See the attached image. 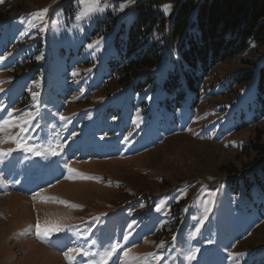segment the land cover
<instances>
[{"label": "rangeland", "instance_id": "rangeland-1", "mask_svg": "<svg viewBox=\"0 0 264 264\" xmlns=\"http://www.w3.org/2000/svg\"><path fill=\"white\" fill-rule=\"evenodd\" d=\"M175 1L156 5L166 25ZM136 2L109 0L103 14L79 22L76 0L0 3V121L30 120L22 124L29 129L22 135L55 165V176L45 174L47 185L29 193L14 190L10 180L18 186L50 164L40 160L37 170L23 149L0 160V264H69L68 249L95 252L113 242L120 247L108 264H264V224H256L257 210L246 208L240 197L232 200L222 184V170L246 163L237 145L256 139L264 146V124L256 129L249 124L248 104L240 97L246 87L204 106L202 116L208 118L210 107L243 99L209 120L199 119L192 131L171 127L172 119L156 110L159 104L151 95L143 102L157 116L145 118L135 93L109 76L105 66L113 34L98 23L112 13L127 29ZM121 4L127 5L122 12ZM44 8L45 20L30 28L31 14ZM44 25L47 30L39 31ZM259 50V55L250 50L229 59L211 76L221 80L251 69L245 62L264 58V47ZM242 122L247 124L237 131ZM18 132L6 129L0 138ZM94 148L96 155L88 157ZM38 221L63 230L38 237ZM88 259L80 255L73 264Z\"/></svg>", "mask_w": 264, "mask_h": 264}, {"label": "trees", "instance_id": "trees-1", "mask_svg": "<svg viewBox=\"0 0 264 264\" xmlns=\"http://www.w3.org/2000/svg\"><path fill=\"white\" fill-rule=\"evenodd\" d=\"M159 1L137 0L134 19L127 29L112 13L98 21L113 34L112 55L105 66L109 76L118 86L126 85L135 93L138 106L143 107L142 115L157 116L151 115L148 104L143 102L151 95L159 104L156 110L172 119L171 127L185 125L181 132L192 131L190 126L199 124V119L209 120L212 114H222L227 107H233H210L207 118L202 116L204 106L239 93L238 88L244 86L240 97L248 104L249 124L255 129L264 124V58L245 62L251 69L221 80L211 76L217 66L237 55L250 50L259 55V49L264 47V0H177L167 25L156 8ZM95 33L96 30L92 34ZM205 97L211 99L206 102ZM246 124L240 123L236 130ZM257 142L255 139L237 145L246 163L239 169L230 166L222 170L226 176L221 181L232 200L240 197L246 208L257 210L253 217L262 225L264 146Z\"/></svg>", "mask_w": 264, "mask_h": 264}, {"label": "snow or ice", "instance_id": "snow-or-ice-1", "mask_svg": "<svg viewBox=\"0 0 264 264\" xmlns=\"http://www.w3.org/2000/svg\"><path fill=\"white\" fill-rule=\"evenodd\" d=\"M3 0H0V3H2ZM79 10L76 12V21L79 22L81 20L90 21L95 16H99L103 14L106 9L110 7L109 0H103V3L101 0H76ZM126 4H121L119 11H124V8L126 7ZM170 6L165 7V12L167 13L168 8ZM48 8H44L41 11L37 13L31 14L32 17H34V20L29 21V27H36L35 21L43 22L45 20V17L47 16ZM59 16V14H57ZM52 25H55V21L51 22ZM79 25H74V27H78ZM47 25H44L39 28V31H46ZM83 31V29H80ZM100 41H97L96 44H99ZM89 48H92L93 45H89ZM97 50H99L97 48ZM39 59V58H38ZM75 74V73H74ZM38 93H33V96H37ZM9 117H11V113H9ZM61 119H64L63 116H61ZM30 120H24L22 122L16 121L13 119H5L0 121V133L4 132L6 129H11L13 127L19 128V132L15 135H8L7 137L0 138V144L4 143H13L16 145V149L9 148L7 150H4L0 148V160H2L4 157L10 155L13 151L17 149H23L28 152H33L36 155H40L41 153L37 152L34 147L29 146L27 144L26 139L22 135L23 133H26L29 129L22 126V124H30ZM38 127V125H37ZM34 130V129H33ZM47 151H50L52 155H57V152L55 149L49 148ZM68 167L67 165H65ZM74 171L73 169L69 168V172ZM65 203V202H61ZM208 209H206L207 211ZM63 228L58 224H51L46 223L45 225H41L39 221L36 224V233L38 237H47L50 236L53 232H59L62 231ZM198 230V229H197ZM125 240H127V236L124 237ZM175 240V236L173 237ZM93 245L96 244L95 241L92 242ZM119 244L118 243H110L109 245L105 246L103 244L96 247L95 252L91 251H84L81 248H70L67 252L64 253L65 259L69 262V264H73V262L77 259V256L83 255L85 257H89L87 260V264H108V261L112 258V256L117 252ZM75 254V255H73ZM149 256H152L153 254H148ZM124 257L129 256V251L125 250L123 252ZM157 261H159L161 258L159 256L155 257ZM188 259H192V256H189ZM125 264H127V261H125Z\"/></svg>", "mask_w": 264, "mask_h": 264}, {"label": "bare ground", "instance_id": "bare-ground-1", "mask_svg": "<svg viewBox=\"0 0 264 264\" xmlns=\"http://www.w3.org/2000/svg\"><path fill=\"white\" fill-rule=\"evenodd\" d=\"M49 168V166H46ZM47 169V168H46ZM46 169L42 172H38L29 176V179L25 183H20L19 187L28 189L29 191L45 182L44 174ZM34 173V172H33ZM53 175V174H52Z\"/></svg>", "mask_w": 264, "mask_h": 264}]
</instances>
